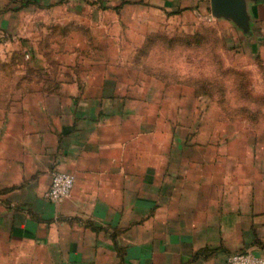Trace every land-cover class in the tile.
Segmentation results:
<instances>
[{"label":"crops","instance_id":"crops-1","mask_svg":"<svg viewBox=\"0 0 264 264\" xmlns=\"http://www.w3.org/2000/svg\"><path fill=\"white\" fill-rule=\"evenodd\" d=\"M246 11L243 32L209 0H0V264L264 254V142L192 131L190 90L130 72L162 13L208 17L262 52L264 0ZM54 171L73 184L50 202Z\"/></svg>","mask_w":264,"mask_h":264},{"label":"rangeland","instance_id":"rangeland-1","mask_svg":"<svg viewBox=\"0 0 264 264\" xmlns=\"http://www.w3.org/2000/svg\"><path fill=\"white\" fill-rule=\"evenodd\" d=\"M154 18L141 42L140 38L135 42L140 45L132 55L153 62L148 67L133 63L130 72L148 75L164 83L166 90L174 86L190 90L193 96L181 105L195 108L190 116L195 122L192 131L264 142V49L251 53L239 30L226 29L208 17L179 20L162 13ZM27 50L22 58H30ZM131 54L120 52L126 58ZM50 71L59 73L60 68L52 66ZM187 117L182 112L181 121Z\"/></svg>","mask_w":264,"mask_h":264},{"label":"built area","instance_id":"built-area-1","mask_svg":"<svg viewBox=\"0 0 264 264\" xmlns=\"http://www.w3.org/2000/svg\"><path fill=\"white\" fill-rule=\"evenodd\" d=\"M73 184V175L62 171L51 174L46 199L57 202L69 195ZM223 264H264V254L256 255L251 252H236L226 256Z\"/></svg>","mask_w":264,"mask_h":264},{"label":"water","instance_id":"water-1","mask_svg":"<svg viewBox=\"0 0 264 264\" xmlns=\"http://www.w3.org/2000/svg\"><path fill=\"white\" fill-rule=\"evenodd\" d=\"M247 1L255 0H209L210 15L230 20L245 32L248 28Z\"/></svg>","mask_w":264,"mask_h":264},{"label":"trees","instance_id":"trees-1","mask_svg":"<svg viewBox=\"0 0 264 264\" xmlns=\"http://www.w3.org/2000/svg\"><path fill=\"white\" fill-rule=\"evenodd\" d=\"M152 40V38L150 39ZM145 45V44H144ZM141 46L142 48H145L146 46ZM136 61V63L140 64L141 67H148V65L151 63V61L153 62V60L151 59H145L144 57H137L134 59Z\"/></svg>","mask_w":264,"mask_h":264}]
</instances>
